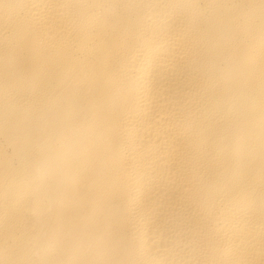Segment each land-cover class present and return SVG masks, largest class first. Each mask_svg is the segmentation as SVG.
<instances>
[{"label": "bare ground", "instance_id": "6f19581e", "mask_svg": "<svg viewBox=\"0 0 264 264\" xmlns=\"http://www.w3.org/2000/svg\"><path fill=\"white\" fill-rule=\"evenodd\" d=\"M0 0V264H264L262 0ZM49 135L80 144L38 204L10 194Z\"/></svg>", "mask_w": 264, "mask_h": 264}, {"label": "clouds", "instance_id": "9594fccd", "mask_svg": "<svg viewBox=\"0 0 264 264\" xmlns=\"http://www.w3.org/2000/svg\"><path fill=\"white\" fill-rule=\"evenodd\" d=\"M116 6L103 0H71L64 14L76 24L86 25L102 19ZM80 144L72 137L49 135L42 139L33 152L26 171L12 178L10 194L26 195L38 204L37 220L33 235L25 245L24 255L28 257H49L57 251V242L44 229L43 206L48 199L57 195L76 165Z\"/></svg>", "mask_w": 264, "mask_h": 264}, {"label": "snow or ice", "instance_id": "6c2138e0", "mask_svg": "<svg viewBox=\"0 0 264 264\" xmlns=\"http://www.w3.org/2000/svg\"><path fill=\"white\" fill-rule=\"evenodd\" d=\"M262 4H264V0H262Z\"/></svg>", "mask_w": 264, "mask_h": 264}]
</instances>
